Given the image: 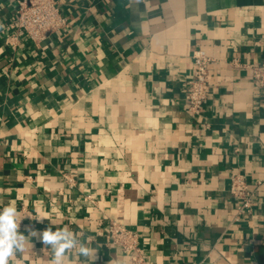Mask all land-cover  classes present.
<instances>
[{
	"label": "crops",
	"instance_id": "0c3cea01",
	"mask_svg": "<svg viewBox=\"0 0 264 264\" xmlns=\"http://www.w3.org/2000/svg\"><path fill=\"white\" fill-rule=\"evenodd\" d=\"M55 1L67 25L36 44L0 0V211L14 206L25 236L9 264H52L48 228L95 255L77 245L63 264H131L105 242L111 221L137 234L145 264H264V88L251 71L264 0ZM196 48L209 93L191 113ZM234 172L261 182L239 217Z\"/></svg>",
	"mask_w": 264,
	"mask_h": 264
},
{
	"label": "built area",
	"instance_id": "2783aa9c",
	"mask_svg": "<svg viewBox=\"0 0 264 264\" xmlns=\"http://www.w3.org/2000/svg\"><path fill=\"white\" fill-rule=\"evenodd\" d=\"M16 16L9 23L17 33L26 35L36 44L45 35L67 25V19L62 15L55 0H15ZM16 37V35H14ZM193 74L186 90L184 99L191 113H196L202 107L209 93V56L202 48L193 50ZM252 76L258 87L264 88V62L251 66ZM229 191L236 205L237 217L248 214L252 210L253 199L260 181L254 184L248 182L242 173L230 174ZM107 245L118 246L130 254L131 264H145L139 249L138 236L125 226L111 221L104 233Z\"/></svg>",
	"mask_w": 264,
	"mask_h": 264
},
{
	"label": "clouds",
	"instance_id": "9594fccd",
	"mask_svg": "<svg viewBox=\"0 0 264 264\" xmlns=\"http://www.w3.org/2000/svg\"><path fill=\"white\" fill-rule=\"evenodd\" d=\"M17 210L14 206L9 205L0 211V264H9V260L16 253L22 252L25 247V236L18 232L19 224L17 223ZM31 236L37 235L35 232ZM42 242L50 246L53 253L52 264H63L65 254L79 245L78 252L84 257L95 255L92 250L77 237L68 228L52 231L51 228L42 232Z\"/></svg>",
	"mask_w": 264,
	"mask_h": 264
}]
</instances>
